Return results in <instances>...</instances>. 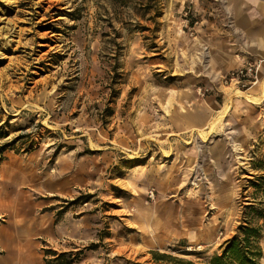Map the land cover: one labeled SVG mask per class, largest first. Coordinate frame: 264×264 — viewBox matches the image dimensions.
Here are the masks:
<instances>
[{"label":"rangeland","instance_id":"374dc122","mask_svg":"<svg viewBox=\"0 0 264 264\" xmlns=\"http://www.w3.org/2000/svg\"><path fill=\"white\" fill-rule=\"evenodd\" d=\"M226 5L225 0H0V167L34 163L41 177L43 167L37 166L45 157L50 166L61 155L75 157L82 163V188L59 200L60 206L98 217L97 239L76 245V255L62 253L59 264H211L223 250L211 254L194 240L195 231L213 226L222 248L243 225L261 229L259 264H264V98L224 86L223 74L204 73L207 38L234 32ZM240 92L238 112L232 113ZM188 96L212 101L213 117L201 127L202 114L186 111L177 118L194 129L178 132L171 105ZM240 130L247 136L241 142L228 138L226 164L215 170L221 185L193 157L185 158L187 148L197 149L208 133ZM155 169L180 173L182 184L154 190L150 199L152 188L139 189L133 180L139 171ZM2 177L0 233L17 235L24 251L18 264H35L21 239L32 238L31 216L42 208L34 203L21 208L11 196L30 184L25 175L5 165ZM25 191V202L40 205L45 199ZM159 205L170 215L174 205L180 211L185 240L164 234L167 239L155 244L127 229L138 213ZM121 237L131 238L135 253L117 249ZM0 245L9 247L1 238ZM38 251L42 258L44 249Z\"/></svg>","mask_w":264,"mask_h":264},{"label":"crops","instance_id":"0c3cea01","mask_svg":"<svg viewBox=\"0 0 264 264\" xmlns=\"http://www.w3.org/2000/svg\"><path fill=\"white\" fill-rule=\"evenodd\" d=\"M227 10L229 12L228 19L231 20L233 25V31H225V35L221 33H214L207 38L205 50H207L205 75H222L227 76L231 71L237 69L239 65L245 62L256 63L261 60L262 64L259 68L260 81L259 83L250 89L249 92L251 97L262 100L264 98V0H225ZM233 37V42L230 37ZM233 68V69H232ZM202 81L207 82L206 78L203 77ZM240 95L232 100L233 104L230 107H235V110L229 109L232 113L238 112L241 100L238 98ZM210 104L206 100L201 98L188 96L183 98H176L174 103L171 105L172 114H177L176 118H171L173 123V129L178 132L193 131L194 124L186 123L185 120H179L177 117L184 116V112L190 110L196 111L202 114V119L199 120L201 127H206L209 123V119L212 118L210 111ZM236 106L238 108L236 109ZM231 113V114H232ZM239 134V135H237ZM237 139L241 142L247 135L244 131L229 133L227 135H218V133H208L204 140L199 141L197 149L189 147L187 148L186 159L194 158V163H198L200 167L206 168L209 172L211 179H216V184H222L219 177L215 173V170L221 169L225 166V153L230 150L227 140L229 137ZM192 139V136H188ZM190 143V141L188 142ZM198 150V151H197ZM234 150V149H233ZM185 153V152H183ZM67 156V157H65ZM45 159L37 166L43 167V175L41 177L35 173L34 163H29L25 166L8 164L6 166L11 167L17 175H25L30 184L20 185L14 191H10L11 196L16 197V205H20L22 208L31 206L34 203V208H42V214L34 213L31 216V224L34 227L31 229V239L25 241L21 239V244L26 242V246H29L32 252V259L35 264H59L58 257L62 253L72 251L74 255L76 251V245H82V243L94 242L98 235V217L93 213H87L81 208H74L71 211H63V207L60 206L59 200L73 197L76 193V188H82V163L80 160L76 161V158L72 156L61 155L53 166L48 165ZM179 162L174 166H178ZM0 167V183L3 180L2 168ZM29 167L31 168H27ZM179 168V166H178ZM178 168H176L178 170ZM56 169V170H55ZM175 169V171H176ZM173 174V176H172ZM167 175V176H166ZM180 173L164 174L162 169H156L154 171L144 173L139 171L138 175H135L133 182L137 184L139 189H145L149 187L152 190L158 192H165L171 190V187L180 186L182 179L179 178ZM79 186V187H77ZM154 188V189H153ZM38 192L44 194L45 199L40 205H37L34 201L25 202L21 199V192L29 191ZM148 189V188H147ZM25 191V192H26ZM145 191V190H143ZM31 192V191H30ZM161 194V193H160ZM163 196V195H162ZM171 197V196H170ZM160 200V199H159ZM36 205V206H35ZM177 205V204H176ZM160 206V207H159ZM151 207L147 212L141 211L138 215L133 218V226H129V231H135L136 233L145 234L149 236V240L156 244V242H162L170 238H182L185 240L188 231L184 229L181 224L180 211H175V205L173 215L168 214L164 211L162 205ZM63 211V212H61ZM6 213V212H5ZM125 213L118 215L120 218ZM169 216H167V215ZM178 215V216H176ZM212 225V224H211ZM198 230V229H197ZM195 231V241L204 242V247L207 248L211 254H219L221 250L220 243L217 245L214 235V227L210 226L209 229H205V232ZM202 230V229H201ZM167 236L165 237L164 236ZM136 248L143 246L139 242L137 236ZM129 236V235H128ZM119 237V236H118ZM0 238L7 246L6 251L2 245L0 248L4 250V254L0 256V264H18L24 251L19 249V239L14 232L3 231L0 233ZM124 242H117L120 245L117 249L128 247L129 251L132 248L131 238L124 239ZM181 242V241H180ZM184 242V241H183ZM216 242V243H215ZM44 244V245H43ZM40 247L44 249L42 251V258H39L41 254L38 250ZM145 247V246H144ZM136 248L133 252H136ZM150 250H153V247ZM19 249V253H18ZM91 253L93 250H90ZM7 253V256H6ZM92 254L89 255L92 258ZM24 264V263H20ZM71 264H82L81 261Z\"/></svg>","mask_w":264,"mask_h":264},{"label":"trees","instance_id":"16d2710c","mask_svg":"<svg viewBox=\"0 0 264 264\" xmlns=\"http://www.w3.org/2000/svg\"><path fill=\"white\" fill-rule=\"evenodd\" d=\"M261 238V229L250 225H243L233 238L227 240L221 248L222 255L213 257L211 264H259L262 251L258 246ZM66 254H62L59 260L63 261ZM181 264H192L187 261H178ZM68 262L65 264H71Z\"/></svg>","mask_w":264,"mask_h":264},{"label":"built area","instance_id":"2783aa9c","mask_svg":"<svg viewBox=\"0 0 264 264\" xmlns=\"http://www.w3.org/2000/svg\"><path fill=\"white\" fill-rule=\"evenodd\" d=\"M261 61L256 63L245 62L237 69L231 71L223 77V85L226 87L234 86L238 91L247 92L255 87L260 81L259 68ZM149 198H155V191L149 192Z\"/></svg>","mask_w":264,"mask_h":264}]
</instances>
